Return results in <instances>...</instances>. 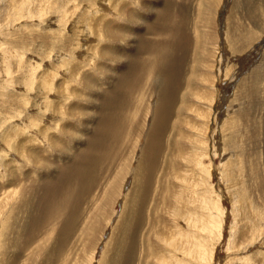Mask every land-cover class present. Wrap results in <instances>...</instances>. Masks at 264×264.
Instances as JSON below:
<instances>
[{
	"label": "rangeland",
	"instance_id": "rangeland-1",
	"mask_svg": "<svg viewBox=\"0 0 264 264\" xmlns=\"http://www.w3.org/2000/svg\"><path fill=\"white\" fill-rule=\"evenodd\" d=\"M227 23L253 32L244 48ZM126 87L129 108L113 95ZM117 114L121 150L92 169L89 141ZM143 155L158 168L142 231L178 225L180 256L202 239L197 264H264V0H0V264H108ZM79 163L88 187L57 241L62 220L37 217ZM149 240L135 264H165L166 242Z\"/></svg>",
	"mask_w": 264,
	"mask_h": 264
},
{
	"label": "bare ground",
	"instance_id": "bare-ground-1",
	"mask_svg": "<svg viewBox=\"0 0 264 264\" xmlns=\"http://www.w3.org/2000/svg\"><path fill=\"white\" fill-rule=\"evenodd\" d=\"M208 1H210V0H208ZM203 3H205V2H203ZM203 3H201V4H203ZM237 3L238 2L236 1V4ZM208 6H209V4H208ZM239 7H240V5L238 4L236 6V9H238ZM204 15H206V14H204ZM207 15H209V14H207ZM232 21H234V20H232ZM236 21H237V19L234 22H236ZM227 24L230 25V23H227ZM235 24H237V23H235ZM230 27H231L230 29L233 28V30L231 32H230V29H228L229 27H226L227 28L226 40H228L227 42L229 44V49L230 50H233V49L236 50V48H238V49L244 48L251 41L253 32L250 29H248L246 27H243L240 24H239L238 27L233 26V25H230ZM227 42H225V43H227ZM136 65H138V64H135L133 66V69L135 68ZM43 83H44V81H43ZM120 86H123V85H120ZM120 86H118V87H120ZM130 86H132V83H130ZM127 87L125 88V90L122 93L120 92L119 94H117L116 91H115V92H113V95L115 96V99H116V103L115 104H117L119 102V100H123L121 102V106H126V108H129V106L132 103H138V101L137 100L135 101L134 99H127L128 95L124 94L126 92V90H127ZM115 90H116V88H115ZM200 93H202V92H200ZM54 103H55V101H54ZM197 111H199V109ZM234 119H233V121H236ZM229 124H235V123L234 122L233 123L229 122ZM69 125H71V124H69ZM129 125H130V123H128V121H124V122H122V120L120 121V114H117L115 116L114 122L111 125H106V124L103 125L104 131H102L99 128H97L98 132L100 133L99 137L94 138L93 140H90L89 141L90 143L87 146V147H89L92 144V146H94V148L97 151V152H94V153H89L90 156L91 155L93 156V159L91 161L87 162V163L92 167V169L95 168V164L102 165L103 167L106 166L107 158L105 159V156H106L107 152H109L112 155V153H114V151H120L121 150V147H120L121 140L119 138V135H120V132L122 130H124L125 128H127ZM111 126H113V129L111 128ZM110 128H111V130H110ZM232 134H234V133H232ZM151 136L152 135H150V138H151ZM232 137H234V136L232 135ZM150 138H149V141H150ZM231 140H232V138H231ZM23 150H24L23 145H20L19 146V151L18 150L17 151L21 155L23 153ZM100 150H102L103 152L99 153ZM145 155H146V153H145ZM145 155H143V162L145 160L146 167H144L143 162H141L139 164L137 170L135 171V173L133 175V183H134V185H133V188L131 189L132 191L130 193L126 194V204H125V206H124V208L122 210V217L123 218H122V220L120 222L117 223V225L115 227V232L117 233V238L115 240L114 249H113L114 250V254H113L114 258L109 259V261L112 264H135L136 263V259H135L136 248H137L138 243H139V245L143 248L142 250L144 251V254L147 255L146 256V260H148V262H149V256L148 255H150V256L154 255V252H151L149 250V249H153L152 247L149 246V244L151 243V241L149 240V237H151V234H152L154 236V239L155 238H162V240H164L166 242V245H167L166 257L168 259L165 258V260H164L165 264H197V261H193V258L201 257V250H202V247L204 246L202 239H199V238L195 239L194 243L192 244V248L189 250L188 255L187 256H180L179 255V253H180L179 244H180V240H182V237L175 236L176 231L174 230V227L176 228L178 225H176V224L174 225L173 224L172 233H167L166 231L163 232V233H159L158 230L156 229L158 227V225L157 224L155 225V223L153 222V223L150 224L151 226L149 225V228H148L147 231H144V230L142 231V228H143V225H144V221H145L144 220V218H145V211H144L145 206H144L143 203H144V201H146L145 198H146V196H147V194H148V192H149V190L151 188V183H149V182L150 181L152 182V178H151L152 173H154L155 169L158 168V164L157 165H150V163L147 161L148 156H145ZM96 157H98L99 159L96 158ZM136 157H137V155H136ZM66 169L70 172L69 177L67 179H65V181H64L65 184H68V185H62L61 184L59 186H56L54 189L52 188V190H68V191H64L62 193L53 191V197L48 198L47 202H45L46 205L44 207H46L48 210H44V207H43V209L41 210V213L37 217L39 220H43L46 217L50 216L51 220L57 221L52 228H54L56 226V224L59 223V219L62 220V226L57 229V241H61L62 239H64L63 231H64V228H65L66 224L68 223L67 221L69 220V216L71 214H73V215L77 214L76 202H77L78 199H81L84 196L85 191H86V189L88 187L86 184L83 183V178L84 177L80 176V173H81L80 171L83 170V169H91V168L79 163V164L68 165L66 167ZM85 174L86 175H90L91 174V170H86ZM187 183H188V181H187ZM184 188H187V187H184ZM134 190H135V194H132V193H134ZM140 195H143L144 198L141 199ZM244 195H246V192H245ZM130 198H132V200L130 202H128ZM245 201L248 204V200H245ZM64 203H65L66 206H69L68 209L66 208L65 205H63ZM207 205L211 206L209 203ZM261 205L264 208V199L261 201ZM254 206L255 205H253V207ZM214 207H215V205H214ZM217 207H218V205H217ZM179 208L180 207H178V206L176 207V215L178 216L176 219H180V218L183 219V217L185 216L187 211L183 210V209H179ZM256 208H257L258 212L260 213V215L262 216L261 221H263L264 220V211H262L261 207H259L258 205L256 206ZM49 211H50V214H48ZM188 213H189V211H188ZM114 214H115V212H114ZM189 215L192 216L193 214L190 213ZM218 217H214V215L212 214V216H211L212 219H211V221H209L210 225L208 226V228L210 230H213V228H212L213 224L211 222L212 221L214 222V219H216L218 221V226L221 225L222 217L221 216L219 218ZM17 218H18V216H17ZM84 218H85V215H84ZM31 219H32V217L30 218V220ZM20 220H22V219H20ZM2 222H1V224H2ZM4 222H5V224H7L6 220H4ZM179 222H181V221H179ZM5 224H4V226H5ZM152 224H154V225L152 226ZM2 226H3V224H2ZM135 226L137 228H135ZM3 228H1L2 231H3ZM5 228H7V227H5ZM12 228H13V230H16L17 226H15V224H13ZM81 229H80V227H78V229L75 231V233L72 236L66 237L65 240L74 237L77 234L78 231H82ZM49 230H46V232L48 233ZM219 231L221 233V227L219 228ZM27 232L28 231H26L25 234ZM142 234H143V238H141L142 242H140V239H139L140 237H138V235L142 236ZM179 235H182V231H179ZM231 237H232V240H235V238H236V232L235 231L232 232ZM4 240H6V238H4ZM8 242H9V240H8ZM14 245H15V243H14ZM28 246H26V247H28ZM132 248H135L134 252H132ZM8 249H9V247H8ZM50 250H52V249H50ZM50 250H43V253H48ZM182 253H184L183 249L181 251V254ZM51 254H52V252H51ZM192 254H194V255H192ZM258 254L260 255L262 261L264 262V252L263 253H258ZM188 257H192V261L186 262L185 258H188ZM247 258H248V263L256 264L254 255L253 256L250 255ZM0 261H1V259H0ZM109 261H108V264H110ZM26 262H27V260H26ZM65 263L67 264V262H65ZM90 264H92V262Z\"/></svg>",
	"mask_w": 264,
	"mask_h": 264
}]
</instances>
